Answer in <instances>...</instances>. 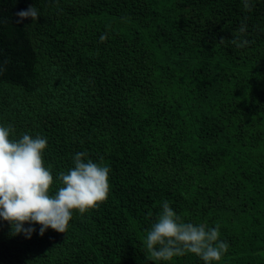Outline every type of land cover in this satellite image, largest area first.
<instances>
[{"label":"trees","instance_id":"16d2710c","mask_svg":"<svg viewBox=\"0 0 264 264\" xmlns=\"http://www.w3.org/2000/svg\"><path fill=\"white\" fill-rule=\"evenodd\" d=\"M0 122L47 136L54 184L77 151L111 165L107 199L65 233L0 220V264H204L146 249L165 199L220 223L212 264H264V0H0Z\"/></svg>","mask_w":264,"mask_h":264},{"label":"clouds","instance_id":"9594fccd","mask_svg":"<svg viewBox=\"0 0 264 264\" xmlns=\"http://www.w3.org/2000/svg\"><path fill=\"white\" fill-rule=\"evenodd\" d=\"M242 3L249 11L255 6V0ZM16 16L17 23L27 18L36 22L41 12L34 3ZM245 31L242 24L238 32ZM105 39L107 33L101 34L100 40ZM248 42L239 35L233 38L237 47ZM47 143V136L30 131L17 137L13 124L0 122V220L8 222L13 235L22 233L30 239L34 232L43 236L49 228L65 233L74 211L83 214L108 197L109 163L102 157L94 161L86 151H77L72 156L73 166L57 172L54 184L53 169L43 158ZM160 207L158 219L143 238L152 257L170 262L173 257L191 252L204 264L222 259L230 245L221 239L220 223L187 221L166 199Z\"/></svg>","mask_w":264,"mask_h":264}]
</instances>
